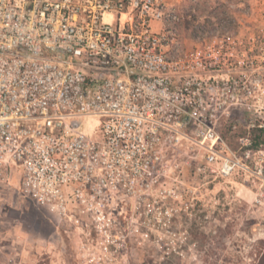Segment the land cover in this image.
Here are the masks:
<instances>
[{"label": "built area", "instance_id": "built-area-1", "mask_svg": "<svg viewBox=\"0 0 264 264\" xmlns=\"http://www.w3.org/2000/svg\"><path fill=\"white\" fill-rule=\"evenodd\" d=\"M178 2L0 0V184L82 231L89 262L116 252V212L154 209L183 156L221 178L255 161L221 129L255 110L257 74L231 39L183 46Z\"/></svg>", "mask_w": 264, "mask_h": 264}, {"label": "rangeland", "instance_id": "rangeland-1", "mask_svg": "<svg viewBox=\"0 0 264 264\" xmlns=\"http://www.w3.org/2000/svg\"><path fill=\"white\" fill-rule=\"evenodd\" d=\"M175 9L176 35L183 46L192 48L202 37L231 39L244 75L257 74L253 113L234 108L222 121L223 138L243 151L240 139L254 143L256 124L264 126V0H179ZM229 120L236 129L226 138ZM254 149L251 171L227 178L192 171L186 157H180L181 176L163 180L168 192L151 197L154 209L116 212L121 241L102 261L89 262L82 231L57 225L17 186L0 184V264H259L264 253V144ZM92 245L100 256V248Z\"/></svg>", "mask_w": 264, "mask_h": 264}, {"label": "trees", "instance_id": "trees-1", "mask_svg": "<svg viewBox=\"0 0 264 264\" xmlns=\"http://www.w3.org/2000/svg\"><path fill=\"white\" fill-rule=\"evenodd\" d=\"M228 127V132H226V138H228V135H229V131H231L232 130V128H233V126L234 125H236V122L234 123L233 121H231V120H229V122L226 124ZM256 130V132L258 133L257 134V137L254 139V138H251V140L254 142L253 143V147L254 148H257V147H259V145H261V144H264V126L263 127H261L260 128V125H259V123H257L256 124V128H255ZM222 130H223V128H222ZM257 140V141H256ZM231 145V144H230ZM259 264H264V253L262 254V257H261V259H260V262H259Z\"/></svg>", "mask_w": 264, "mask_h": 264}]
</instances>
